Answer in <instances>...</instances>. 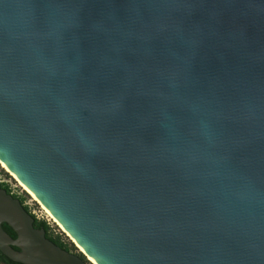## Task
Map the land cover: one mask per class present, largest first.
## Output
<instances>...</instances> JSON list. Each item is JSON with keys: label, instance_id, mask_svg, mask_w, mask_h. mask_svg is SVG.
<instances>
[{"label": "water", "instance_id": "water-1", "mask_svg": "<svg viewBox=\"0 0 264 264\" xmlns=\"http://www.w3.org/2000/svg\"><path fill=\"white\" fill-rule=\"evenodd\" d=\"M0 161L13 260L264 264V0H0Z\"/></svg>", "mask_w": 264, "mask_h": 264}, {"label": "rangeland", "instance_id": "rangeland-1", "mask_svg": "<svg viewBox=\"0 0 264 264\" xmlns=\"http://www.w3.org/2000/svg\"><path fill=\"white\" fill-rule=\"evenodd\" d=\"M0 182L4 183L6 185H9L11 190L13 191V194L18 195L22 199H24V204L28 206L30 211L38 217V219H45L48 221V223L51 225L53 232L55 234H60L64 238L65 241L68 243H71L73 246H75L76 250L78 252H83L82 248H80L76 242L69 236L65 230L52 219L50 215H48L41 204L36 201L33 196L27 192L23 186L20 185L18 180L8 171L4 168V165L0 162ZM87 258H89L87 256ZM93 261V260H92ZM91 261V263H93ZM94 264V263H93Z\"/></svg>", "mask_w": 264, "mask_h": 264}, {"label": "trees", "instance_id": "trees-1", "mask_svg": "<svg viewBox=\"0 0 264 264\" xmlns=\"http://www.w3.org/2000/svg\"><path fill=\"white\" fill-rule=\"evenodd\" d=\"M2 186L4 189H6L8 191L9 194H13V191L11 190L9 185H6L4 183H2ZM15 198L19 199L20 202L22 203V205L24 206L25 210L27 212H29L32 217L35 219V227L36 228H43L46 231V236L53 241L55 244H57L58 246L68 250V251H73L77 254H79L80 256H82L85 260L89 261V259L87 258V256L83 253V252H78L75 248V246H73L71 243H68L67 241L64 240V238L62 237V235L60 234H55L53 232V229L51 227V225L48 223L47 220L45 219H38L34 214H32V212L30 211V209L28 208V206H26L24 204V199H22L21 197H19L18 195L13 194ZM4 228L5 230L12 236L17 238L18 234L16 233V231L8 224L5 223L4 224ZM17 249H20L19 247H16ZM0 264H25L16 260H13L12 258H10L8 255H6L1 249H0Z\"/></svg>", "mask_w": 264, "mask_h": 264}, {"label": "bare ground", "instance_id": "bare-ground-1", "mask_svg": "<svg viewBox=\"0 0 264 264\" xmlns=\"http://www.w3.org/2000/svg\"><path fill=\"white\" fill-rule=\"evenodd\" d=\"M1 162V161H0ZM2 163V162H1ZM3 164V163H2ZM4 168L6 169V170H8L5 166H4ZM9 171V170H8ZM10 172V171H9ZM11 173V172H10ZM12 174V173H11ZM13 175V174H12ZM14 176V175H13ZM15 177V176H14ZM16 178V177H15ZM17 179V178H16ZM18 180V179H17ZM18 182L20 183V185L21 186H23L24 187V189L27 191V192H29L26 188H25V186L18 180ZM30 193V192H29ZM31 194V193H30ZM32 195V194H31ZM33 196V195H32ZM33 198L36 200V201H38L34 196H33ZM39 202V201H38ZM40 203V202H39ZM41 204V203H40ZM41 206L43 207V209L45 210V212L48 214V215H50L51 217H52V219L54 220V221H56L63 229H64V227L54 218V216L41 204ZM65 230V229H64ZM65 232H66V230H65ZM67 234H68V232H66ZM69 235V234H68ZM70 236V235H69ZM72 238V237H71ZM75 241V240H74ZM94 262H95V260L93 259V258H91ZM96 263V262H95Z\"/></svg>", "mask_w": 264, "mask_h": 264}, {"label": "built area", "instance_id": "built-area-1", "mask_svg": "<svg viewBox=\"0 0 264 264\" xmlns=\"http://www.w3.org/2000/svg\"><path fill=\"white\" fill-rule=\"evenodd\" d=\"M33 214V213H32ZM38 218V217H37Z\"/></svg>", "mask_w": 264, "mask_h": 264}]
</instances>
